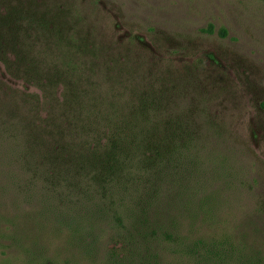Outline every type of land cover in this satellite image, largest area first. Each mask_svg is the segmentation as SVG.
<instances>
[{"label": "rangeland", "instance_id": "1", "mask_svg": "<svg viewBox=\"0 0 264 264\" xmlns=\"http://www.w3.org/2000/svg\"><path fill=\"white\" fill-rule=\"evenodd\" d=\"M87 93L191 121L207 158L195 204L165 214L178 235L155 244L153 264H264V1L0 0V264H103L117 246L41 176L11 188L27 176L11 166L19 130L36 174L78 180L65 121ZM196 238L205 248L185 252Z\"/></svg>", "mask_w": 264, "mask_h": 264}, {"label": "trees", "instance_id": "2", "mask_svg": "<svg viewBox=\"0 0 264 264\" xmlns=\"http://www.w3.org/2000/svg\"><path fill=\"white\" fill-rule=\"evenodd\" d=\"M85 100L89 106L84 103L80 117L65 121L68 143L80 158L78 180L61 177L55 182L52 175L36 174L28 140L19 130L11 137V166L27 176L21 179L12 173L11 188L26 193L27 184L36 187L41 176L38 183L45 195L79 205L83 216L93 217L116 234L109 240L117 246L104 252L103 264H153L155 244L178 235L171 230L174 225L166 228L164 221L169 218H164L165 214L177 209L176 203L178 207L194 205L202 186L198 169L207 158L199 152L194 126L191 121H175V113L156 105L127 109L88 93ZM145 115L148 121H140ZM58 185L65 187L64 195L54 190ZM75 188L76 195L72 194ZM92 239L95 246L100 237L94 234ZM182 239L186 241V237ZM78 241L83 244V237ZM203 241L194 239L185 245V252L204 249Z\"/></svg>", "mask_w": 264, "mask_h": 264}]
</instances>
